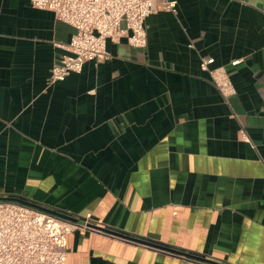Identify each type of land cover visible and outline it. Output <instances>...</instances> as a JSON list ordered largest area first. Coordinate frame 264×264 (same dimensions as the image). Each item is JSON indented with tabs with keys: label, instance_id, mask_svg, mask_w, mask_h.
<instances>
[{
	"label": "crops",
	"instance_id": "obj_1",
	"mask_svg": "<svg viewBox=\"0 0 264 264\" xmlns=\"http://www.w3.org/2000/svg\"><path fill=\"white\" fill-rule=\"evenodd\" d=\"M176 2L147 18L145 49L108 40L109 60L49 86L75 30L0 0V198L264 264V0ZM201 59L228 72L229 103ZM62 246L64 264H207L91 230Z\"/></svg>",
	"mask_w": 264,
	"mask_h": 264
},
{
	"label": "built area",
	"instance_id": "obj_2",
	"mask_svg": "<svg viewBox=\"0 0 264 264\" xmlns=\"http://www.w3.org/2000/svg\"><path fill=\"white\" fill-rule=\"evenodd\" d=\"M30 3L36 9L53 12L58 21L75 30L64 48L67 53L51 70L49 86L80 74L89 61L109 60L108 40L126 39L131 47L145 49L147 18L158 11L176 14L178 9L176 0H30ZM213 62L201 59L200 69L209 74L224 101L229 103L236 89L223 67L211 68ZM240 140L250 143L245 131H241ZM87 230L114 236L17 201L0 200V264H64L67 254L62 245L67 236Z\"/></svg>",
	"mask_w": 264,
	"mask_h": 264
},
{
	"label": "water",
	"instance_id": "obj_3",
	"mask_svg": "<svg viewBox=\"0 0 264 264\" xmlns=\"http://www.w3.org/2000/svg\"><path fill=\"white\" fill-rule=\"evenodd\" d=\"M0 200L17 201V202H20V203L29 205L31 207H34L36 209H39L41 211L47 212V213H49V214H51V215H53V216H55L57 218H60V219H63V220L69 221V222H73V223L85 224L83 221H81L78 218H75L74 216H71V215H68V214H65V213L56 211V210H51L49 208L42 207V206H39L37 204H32V203L23 201L21 199L0 198ZM89 226L92 227V228L101 230L103 232H107L109 234H112V235H114L116 237H120V238L129 240V241L138 243V244H143V245H146V246H149V247H153V248H156V249H160V250H163V251H166V252H170V253H173V254H176V255H180V256H183V257H186V258L194 259V260H197V261H201V262H204V263H207V264H219L217 262L208 260L206 258H202V257L196 256V255H192V254H188V253H184V252H179L177 250L168 248V247L163 246V245L161 246L159 244H155V243H152V242H149V241L141 240V239H138V238H135V237H132V236L124 235L122 233H118V232H115V231H111L109 229H105V228H102V227H99V226H93L91 224H89Z\"/></svg>",
	"mask_w": 264,
	"mask_h": 264
}]
</instances>
